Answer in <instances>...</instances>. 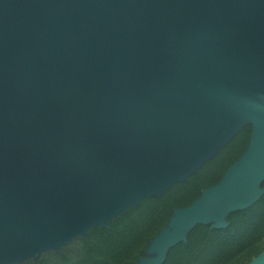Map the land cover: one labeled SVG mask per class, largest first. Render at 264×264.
I'll use <instances>...</instances> for the list:
<instances>
[{
  "label": "water",
  "instance_id": "water-1",
  "mask_svg": "<svg viewBox=\"0 0 264 264\" xmlns=\"http://www.w3.org/2000/svg\"><path fill=\"white\" fill-rule=\"evenodd\" d=\"M247 123L244 154L141 264L262 193L264 0H0V264L107 225Z\"/></svg>",
  "mask_w": 264,
  "mask_h": 264
},
{
  "label": "rangeland",
  "instance_id": "rangeland-1",
  "mask_svg": "<svg viewBox=\"0 0 264 264\" xmlns=\"http://www.w3.org/2000/svg\"><path fill=\"white\" fill-rule=\"evenodd\" d=\"M252 133V124H245L212 158L205 160L184 181L172 183L158 195L141 197L136 205L129 207L126 212L109 221L107 225L92 227L84 235L73 238L57 250L40 251L13 264H43L44 262L59 264V260L63 258L69 262L67 264H73L77 259H81L86 264H102L103 260L111 256L115 259L118 254L104 249L90 252L89 245L99 235L104 237L106 232L109 233L115 228L122 229L126 225L129 226L131 221L129 218L134 215L141 216L146 210L161 209L156 216L150 217L151 221L146 228L148 235L139 237L131 243L123 262L141 264V259L156 257V252H150V247L158 234L168 227L175 210L189 206L201 197L203 190L218 184L228 168L247 150ZM260 189L262 193L254 203L226 215L225 227L216 229L213 227V222L196 224L188 231L184 242H179L168 249L162 264H192V261L187 258L188 251L184 252L190 240L191 244L188 247H194L196 251L194 256L198 257V264H249L252 262L264 252V180L260 183ZM192 241L198 246H195ZM92 244L96 245V243ZM39 260H43V263H39ZM115 261L112 264H124Z\"/></svg>",
  "mask_w": 264,
  "mask_h": 264
},
{
  "label": "trees",
  "instance_id": "trees-1",
  "mask_svg": "<svg viewBox=\"0 0 264 264\" xmlns=\"http://www.w3.org/2000/svg\"><path fill=\"white\" fill-rule=\"evenodd\" d=\"M164 206V205H163ZM163 208V207H162ZM161 210V209H160ZM160 210H146L141 216H133L132 218H129L130 225H126V227L122 229L115 228L111 232H106L104 237L99 235L96 240L90 244L88 247V250L90 252H95L96 249H104L105 251H114L113 254L117 253L118 256L115 259H112V256L107 258L106 260H103L102 264H112L114 260L115 262H120L126 264V262H123V258L126 255V252L129 251V247L132 245L135 240H137L139 237H145L148 235V231H146V228H148V223L151 221L150 217L153 218L156 216ZM151 214V215H149ZM149 215V216H148ZM195 241V240H193ZM192 241V243L195 245V243ZM191 244V240L189 242ZM188 244V246H189ZM184 249V252L186 253L187 251V258L188 260L192 261V264H198V260L196 256H194V253H196L194 247ZM198 246V245H195ZM112 248V250L110 249ZM183 253V251H182ZM90 259V258H88ZM202 260V259H201ZM39 263H43V260H39ZM69 263L67 260L64 258L59 260V264H67ZM45 264V262L43 263ZM73 264H86L84 263L81 259H77V261H74Z\"/></svg>",
  "mask_w": 264,
  "mask_h": 264
}]
</instances>
